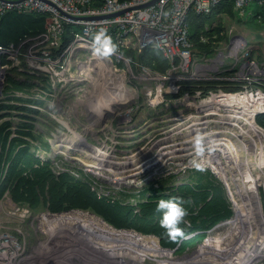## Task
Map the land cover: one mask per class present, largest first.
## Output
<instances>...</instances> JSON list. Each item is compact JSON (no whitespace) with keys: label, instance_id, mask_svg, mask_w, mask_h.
<instances>
[{"label":"built area","instance_id":"obj_1","mask_svg":"<svg viewBox=\"0 0 264 264\" xmlns=\"http://www.w3.org/2000/svg\"><path fill=\"white\" fill-rule=\"evenodd\" d=\"M150 1L0 0V16L10 11H17L25 14L46 13L50 17L45 31L34 36L25 37L17 45L14 43L0 44V114L14 111L21 116L25 113V118L21 117V119L27 123L34 124L36 117L32 113H37L38 109L42 110L40 104H43V101L52 98L49 103L51 105L50 110L54 108L53 115H57V112H66L71 115L75 109L74 100L87 99L91 90L93 91V96L96 97V94L101 92V82L107 79V75L100 67L98 71L93 65H90L92 62L99 60L92 52V37L103 28L118 46V52L109 59L99 61L110 64V68L113 69L115 74L123 73V63L127 64L129 60L125 55L127 41H134V49L137 52L149 46L157 48L170 62V67L164 74L154 71L158 73V79L169 80L170 94L167 97L177 94L180 89V82L185 80L216 84V89L209 90L204 95H202L201 90H197L192 96H189L188 92L179 96H189L188 98L193 100L198 98L195 106L200 101L218 94L239 95L248 93L252 97L260 99L257 104V111L253 115V120L260 129L264 130V124L257 123L255 119L258 115H264V64L259 63L251 56L247 39L243 35H231L230 32L229 34L224 32L225 36L216 42L212 53L206 54L194 52L193 44L188 37V10L192 9L196 13L206 15L221 0H155L148 6L140 7ZM252 2L264 9V0H234V9L242 16L244 7ZM116 13L119 14L113 15ZM66 25H74L76 27V30L71 32V38L67 42L64 41ZM201 40L206 41V38L201 37ZM139 66L144 71L149 69L140 64ZM91 74L95 79L93 82L86 79ZM9 78H16L23 83L26 82V85L20 89L13 88ZM97 81L99 82L98 86L95 85ZM231 85H238L239 90L225 91L222 88L223 86ZM110 86L106 87V89H110ZM157 93L162 94V86L157 90ZM67 100H70V102ZM60 101H62V106L58 110L56 103ZM155 102L157 103V101ZM7 104L20 106L24 110L1 108L2 105ZM119 114L118 111L115 114L112 112L111 116L116 118ZM10 117L5 115L0 121ZM180 117H184V115H180ZM213 118L214 116H209L208 119H205V124H203L209 136L213 134L212 127L215 125V122L212 121ZM104 119L98 118L100 122H103ZM63 121L66 120L60 117L59 123L65 126ZM177 121L174 125L175 129L178 128L181 118H177ZM106 125H97L92 127L91 130L87 125L85 129L80 131V133L84 134V141H82L83 152H76L86 159L92 158L93 152L90 150L91 147L90 149L88 147L87 134L91 133L96 136L100 130L105 132L107 130L105 128ZM11 129L14 130L12 126ZM163 132L165 133L164 137L171 139L172 129H166ZM162 139L154 141L149 148H140L135 152L123 155L121 159L114 154L117 150L115 148L110 160H98L104 167L102 170L103 175L98 176H106L109 179L107 183L117 185L114 192L101 193L112 200H119L122 203H135L134 194L138 195V191L151 179H154L146 178L144 170L134 174L129 169L134 159H139L142 154L146 158L151 157V163H160L158 166H163L164 168L170 165L180 166L182 164L180 158L185 156L183 155L184 150H181L177 142H167ZM29 140L33 142L32 139ZM158 144L167 145V148L165 150L157 148L151 151L152 155L150 156L148 150L153 145ZM100 148H103L102 145ZM172 149H175L176 153H167V151ZM107 151L110 153L108 149ZM36 155L39 156L38 154ZM125 157L126 159L124 160L123 158ZM40 158L45 159L41 155ZM72 161L82 164L84 166H81L83 172L72 167L56 169L51 162L52 169L55 173L67 170L70 174L80 179L91 175L86 174L87 171H92L82 162L83 160L73 158ZM185 168L187 167L169 170L154 180L160 178V176L164 177L163 175L178 174L183 172ZM114 175L118 178H112ZM150 183L158 187L154 182ZM127 189H133L134 192L129 193ZM46 211L52 212L48 208H46ZM68 211L71 210L65 212ZM206 239L204 238V241ZM202 244L199 243V246ZM44 245V243L40 244L41 249L45 247ZM189 250L191 248H187L185 251ZM70 254L71 250H68L55 256V259L58 258L61 264H67L61 262L62 257L67 258L68 262L73 261L79 264L80 261L77 259L82 257L77 256L75 253L77 259L69 260ZM236 263L238 264L239 262L237 261ZM51 264L57 263L52 262Z\"/></svg>","mask_w":264,"mask_h":264},{"label":"rangeland","instance_id":"obj_2","mask_svg":"<svg viewBox=\"0 0 264 264\" xmlns=\"http://www.w3.org/2000/svg\"><path fill=\"white\" fill-rule=\"evenodd\" d=\"M258 8L259 6L255 2H252L244 7V13L242 16L239 14H236V16L232 18L225 16L222 17L221 21L224 26L223 31L228 34L230 32L231 35H243L248 41V48L251 52V56L259 63L264 64V20H262L263 17H259V19L252 18V13ZM122 68V76L119 78L120 81H117L127 84L132 90H134L135 94L132 96V99H130V103H128V99H126L123 101L124 104L118 103L119 105L101 107L100 103L106 104L103 100L108 99L105 94L108 85L102 87L101 92L96 94V97L93 96V91L91 90L87 99L74 100L73 103L75 109L74 113L71 115H68L66 112H57V115H53L54 108L50 110L51 105L49 103L52 98L43 101V104H40L42 110L38 109L37 113H32L33 116L36 117L35 123L33 124V133L36 135V139H32V150L38 154L39 157L41 155L42 158L49 159L56 169L72 167L81 171V166L83 165L73 162V158L99 163L98 160H110L113 150L117 148L116 153L114 154L121 159L123 155L125 156L130 152H135L140 148H149L154 141L162 138L167 142H177L181 150H184V154H189L188 152L196 154V141L195 139L191 140V138H194L195 136L202 137V145L204 147L203 155L210 154L209 152L214 145L213 137H210L207 134V130L204 129L201 124L202 122H198L201 127H198V123L193 124L195 119H199L202 115L200 114L201 108L198 107L200 103L195 106L198 102V98L197 100L188 98L189 96H192L191 94H188V97H167V95L170 94V87H168L169 80L158 79V73L149 69L144 71L140 68L138 63H135V66L133 67L132 63L128 60L127 64L123 63ZM120 70L122 71V69ZM108 75V81H110L109 72ZM160 86H162L161 95L157 93ZM67 101L70 102V100ZM155 101H157V103ZM108 105H112V103L109 102ZM61 106L62 101L56 103V108L58 110L61 109ZM92 108L96 109L93 110V112L97 114L92 113ZM117 111L120 113L119 116L116 118L112 117V112L114 114ZM11 114L12 116L10 119L12 121V128L15 129L19 122H23V120L14 111L11 112ZM180 115H184V117H180ZM60 117L69 123L72 127V131H76L77 135H80V138H72L73 134L71 133L70 128L68 127L67 129L59 123ZM98 118L105 119L103 122H100ZM177 118H181V122L177 126L178 130L174 128V125L178 122ZM202 119L205 121V116L202 117ZM197 121L198 120H196V122ZM212 121L216 122V118H213ZM103 123L107 124L105 126L107 129L105 132L100 130L96 136L91 133L87 134L89 143L88 147L89 149L91 147L90 150L93 152V156H91L92 158L90 159H86L84 156H81L76 152H83L82 141H84V134H79V132L85 129L87 125L91 130L94 126L104 125ZM223 126L224 125L217 126L215 124L212 127L213 131H215L213 134H218L220 131H223ZM166 129H172L170 134L171 139L164 137L165 133L163 131ZM56 136L59 137V141H62V149L60 150L63 151L54 150L53 144H55L54 141ZM101 145L103 148H100ZM161 146V150L167 148V145L161 144ZM107 149L110 153H108ZM151 151H154L152 147L148 150L150 156L152 155ZM167 153L174 154L176 151L175 149H172L167 151ZM104 156H108L110 159H103ZM188 158H190V156ZM123 159L125 160L126 157ZM150 159L151 157L146 158L145 155L142 154L139 159H134V165L130 166L129 169L132 170L134 174H138L143 170H148L143 164L150 163ZM180 160L182 161V159ZM221 160L222 159L219 161ZM188 161L192 162V160ZM198 161L199 164L208 163V161L203 158H199ZM223 161L226 162L228 160L224 157ZM241 161V158L238 159V162ZM88 163L92 165L91 162ZM158 165H160V163H158ZM201 167L203 170H209L212 173V170L209 167L204 165H201ZM167 168L161 166L157 170L165 171ZM94 170L97 172L96 169ZM192 170L195 171L196 168L187 167L183 172L168 175L169 177L163 175L164 177L160 176V178H157L156 180L154 179L162 174L157 173V176L156 173L153 172L156 176H149V178L154 179H151L147 184H150V182H154L157 185L168 184L170 182L176 184L175 182L189 179V174H191ZM258 173L261 176V183H259L260 187L258 186V192L261 197L260 201L264 212V167L261 168ZM86 174H91L92 176L87 175L83 180H90V185L97 191L114 192L116 190L115 188L117 185H110L107 183L109 179L106 178V176L99 177L94 171H87ZM144 176L147 177V174L145 173ZM215 178L220 181V178L217 176H215ZM238 180V177H236V181ZM127 191L129 193L134 192L133 189H127ZM234 191H236L238 198L243 200V193L238 185H235ZM226 195L233 214L231 218L223 222H230L235 217L236 212L234 210V204L230 199L229 190L226 191ZM45 211L46 208L33 211L27 205L19 206L12 201L8 194H5L4 197L0 199V253H3L5 257H7L4 260H0V262L11 261L9 264H51L52 262H56L57 264H61L58 258L55 259V256L71 250V257H69V260H76L79 255L80 257H83V260L82 258H78L81 261L79 264H98L97 259H99L100 256L89 260L90 258L88 259L84 257L87 256L85 253H80L81 251L77 249L81 244H78L77 246L72 245L75 242L73 243L65 238L58 237L68 229H73L74 234L76 235L74 236L75 241L83 242L77 240L78 238H82L84 242H87L86 244H91L92 249L100 251L102 248V252L106 253L103 261H107V264H109V262L110 264H172L174 261L173 258L179 259H176L177 261L175 260L174 264H185L188 258H190L191 261H199L201 258H204L206 249L210 247V240H212L213 236L218 235L217 232L219 231V228L217 229V226L223 224V222H220L209 230L205 237L207 239L205 241L203 239L204 243L202 241L200 243H203L201 246L196 244L191 250L176 254L174 251L172 253L169 252L171 250L163 249L160 246L157 237L143 235L134 231L115 229L108 225L103 219L96 216L90 208H87V210H74L62 215ZM65 211L67 210L61 209V211L56 212ZM262 224H264L263 220ZM222 227L223 226H221L220 229L225 232V229H222ZM262 230L263 232H261V235L263 236L264 228ZM89 237H100V241L95 242L96 244L88 242L87 238ZM95 239L97 240V238ZM101 240L104 242L108 241L109 244H103L104 247H100ZM4 243L8 246L4 247ZM41 243L45 244L43 249L40 247ZM64 244L67 246L65 245V247ZM223 245L224 244H222V246ZM228 245L231 246V241H229ZM63 246L68 248L64 249L62 248ZM46 248H49V250L44 251L47 250ZM263 250L264 247L260 249L257 241H251L247 242L244 250L240 249L235 253V256L232 257L235 259V264H237V261L243 264H264ZM212 254L213 251L211 252V255ZM211 255L209 254L206 257H211ZM10 256L14 257L8 258ZM101 263L104 264L100 261L99 264Z\"/></svg>","mask_w":264,"mask_h":264},{"label":"trees","instance_id":"obj_3","mask_svg":"<svg viewBox=\"0 0 264 264\" xmlns=\"http://www.w3.org/2000/svg\"><path fill=\"white\" fill-rule=\"evenodd\" d=\"M236 14L238 13L234 9V0H221L206 15L189 9L188 37L193 44V51L212 53L216 42L225 36L222 17L232 18ZM259 17H263L262 20H264V9L261 7L252 13V18L259 19ZM49 20L50 17L46 13L7 12L0 16V44L14 43L17 45L23 38L45 31ZM65 28L64 41L67 42L76 27L66 25ZM201 37H205L206 41H202ZM125 55L133 67L135 63H138L162 74L170 67V62L159 49L149 46L137 52L132 40L127 41ZM98 66H102L106 71L107 79L100 85L101 88L106 87L109 77L107 65L97 60L95 68L97 69ZM89 77V81L95 80L92 74ZM9 81L16 89L26 85V82L23 83L16 78H9ZM109 85L111 86L107 91L110 94H113V90L120 93L121 89L125 88L115 87L111 80ZM222 88L225 91L239 90L238 85ZM212 89H216L215 83L185 80L180 82L178 93L171 96L179 97L185 92L192 95L197 90H201L204 95ZM132 96L130 92L126 97L128 103ZM103 102L108 105L110 100L104 99ZM1 108L24 110L20 106L8 104L2 105ZM5 115L12 116L11 112H6L0 114V119ZM25 116L24 113L20 117L25 118ZM256 122L264 124V115L256 116ZM11 126L10 118L0 121V199L8 194L15 204L27 205L33 211L42 208H48L52 212L61 211V209L87 210L90 208L96 216H100L108 225L117 230L157 236L162 248L172 250L176 254L183 253L187 248L195 247L203 241L209 230L232 217L233 212L224 185L209 170H203L204 172L192 170L189 179L176 184L170 182L158 185V187L153 186L152 183L147 184L138 191V195L134 194L135 203H122L105 196L92 188L89 180L76 178L67 170L55 173L51 161L41 159L32 150L29 139H36L32 131V123L21 121L14 130ZM172 197H182L187 202L184 207L189 213L185 218L188 224L181 225L188 235L179 243L171 242L164 235V230L159 226L160 214L155 211L159 200ZM71 211L53 214L62 215Z\"/></svg>","mask_w":264,"mask_h":264},{"label":"bare ground","instance_id":"obj_4","mask_svg":"<svg viewBox=\"0 0 264 264\" xmlns=\"http://www.w3.org/2000/svg\"><path fill=\"white\" fill-rule=\"evenodd\" d=\"M96 64H97V60L95 62H92L90 65H93L95 68ZM105 65H107L106 68L110 74V80L113 82V85L115 87L117 86V87H125V88H122L120 93H116L113 90V94L108 93L106 89L105 94L107 95L112 105L100 103V106L109 107L113 105H119L118 103L121 104L123 103V101L126 100V97L129 95L130 92L132 95H134L135 92L127 84H124L122 82L120 83L117 81V80L120 81L119 78L120 76H122V73L117 75L114 73L113 69L110 68V64L105 63ZM99 67L103 70L102 66H98L97 67L98 71H99ZM104 72L106 74V71ZM86 79L90 80V77L88 76ZM95 85L98 86L99 83H95ZM122 92H126V93H122ZM259 100L260 99L258 97L257 98L254 96L252 97V95L248 93H243L239 95L218 94L210 98H207L205 100H202L203 102H200L198 106L201 108L200 114L202 115L199 119H195V122L193 124L202 122L201 124L203 125L205 124L204 123L205 121L204 119H202V117L205 116V118H208L209 116H214V118H216L215 124L217 126L224 125L222 127L223 131L219 130L220 133L210 135V137H213L212 139L214 144L209 152L210 154L198 157L196 154H193L192 152L191 153L188 152L189 154H184L185 156L180 158L182 159L181 161L182 164L180 166L170 165L169 168L165 169V171L157 170L158 168L161 167L158 166V164H153L151 162L148 164L147 163L143 164L145 168L148 169L144 171L147 174L146 178H149V176H153L154 173H156L157 175V173L163 174L165 172H168L169 170L179 169L181 167H191L193 165L188 160H192V161L196 160L197 162H199L198 159L203 158L204 160L206 159L208 163H200V165L209 167L213 172H215V175L218 178L223 179V181L226 183L228 187V190L230 192V199L234 204V210L236 212L235 217L232 219V221L223 222V224L217 226V229L219 228V231L217 232L218 235L213 236L212 240H210L211 242L210 247L206 249V252L204 253V258H201L199 261H191L190 258L186 257L188 258V260L186 261L185 264H192L194 262H195L194 264H235L234 263L235 259L232 256H235V253L240 249L244 250V247H246L247 242L257 241L258 247L260 249L264 247V234L263 236L261 235V232H263L262 229L264 228V224H262V220L264 221V212L262 208L263 206L261 205V201H260V195L258 192L259 191L258 186L259 183H261V176L258 173V171L264 166V130L260 129L253 120V115L257 111V104ZM94 108H92V113L97 114L93 112V110H96ZM196 120L198 121L196 122ZM63 123L67 127V129L68 127L70 128V131L73 134L72 138H80V135H77L76 131H72V127L69 125L68 122L63 121ZM199 123H198L199 125L198 127H201ZM79 134L82 133L79 132ZM197 138L198 137L195 136L194 138H191V140L195 139L196 141ZM54 143H55L53 144L54 150L62 149L61 146L62 141H59L58 136L55 137ZM152 148L154 150L157 148L161 149L162 146L161 144H158V145H153ZM189 156L190 158H188ZM224 157L228 161L224 162L223 161ZM240 158L242 161L238 162V159ZM103 159H110V158L108 156H104ZM220 159L222 160L219 161ZM82 162L87 166L89 170L94 171L95 174L99 176L103 175L102 170L104 167L101 162L99 163H94L93 161H82ZM88 162H91L93 166ZM133 165L134 163H132L130 166ZM94 169H96L97 172H95ZM227 169L230 171H228ZM236 177H238L239 179L238 181H236ZM112 178L117 179L118 177L114 175ZM235 185H238L239 188L241 189L243 193V200L238 198L236 191H234ZM221 226H223L222 229H225V232L220 229ZM219 235L222 237H220ZM74 236H76L74 234V230L68 229L58 237L65 238L66 240H70L73 243L75 242L72 245L77 246L78 244H81L80 247L78 246V249L86 253L87 256L84 257H87L88 259L90 258L89 260L93 259L94 257L100 256V258L97 259V262L99 263L101 261L104 264H107V261H103L106 253L102 252V248L100 249V251H98L97 249H92L91 244H86L87 242H84L82 238H78L77 240H81L83 242L75 241ZM95 238H97V240ZM87 239L88 242H93V243L100 241V237H89ZM229 241H231V246L228 245ZM103 242L104 241L101 240V245H99L100 247H102L103 244L104 245L109 244L108 241H105L104 243ZM222 244L224 245L222 246ZM65 245L66 244H64V246ZM5 246L7 245L5 244L4 247ZM64 246L62 248L64 249L68 248V247L65 248L67 245L65 247ZM46 249L47 250L44 251L49 250V248ZM212 251L213 254L211 255ZM169 252L173 253L172 250ZM209 254L211 255V257H206ZM13 257L14 256H10L8 258H13ZM6 258L7 257H5L3 253L2 254L0 253V260H4ZM176 259L177 258H173L174 261L172 262V264H174ZM10 262L11 261L0 262V264H9ZM61 262L76 264L73 261L68 262V259L63 257L61 259Z\"/></svg>","mask_w":264,"mask_h":264},{"label":"clouds","instance_id":"obj_5","mask_svg":"<svg viewBox=\"0 0 264 264\" xmlns=\"http://www.w3.org/2000/svg\"><path fill=\"white\" fill-rule=\"evenodd\" d=\"M92 52L99 60H106L111 58L118 52V46L113 42L111 36L107 31L101 28L92 37ZM196 155L203 156L204 147L202 139H196ZM192 165L196 170L203 171L201 165L193 160ZM187 203L182 197H172L170 199H161L156 205L155 211L160 214L159 226L164 230V235L173 243H179L181 240L187 238L184 228L181 225L188 224L185 219L189 213L184 207ZM157 237V236H156Z\"/></svg>","mask_w":264,"mask_h":264},{"label":"water","instance_id":"obj_6","mask_svg":"<svg viewBox=\"0 0 264 264\" xmlns=\"http://www.w3.org/2000/svg\"><path fill=\"white\" fill-rule=\"evenodd\" d=\"M154 1H155V0H151V1L148 2V3L141 5L140 7L148 6V5L152 4ZM122 12H124V11H122ZM122 12H119V13H122ZM119 13H116V14H113V15H117V14H119ZM212 173L215 175V172L212 171ZM215 176H216V175H215ZM220 181L223 183V185H224V187L226 188V191H227L228 188H227L226 183L223 181V179H220ZM69 210H74V208L69 209ZM97 216H98V215H97ZM99 217H100V216H99ZM100 218H101V217H100ZM101 219H103V218H101ZM103 220H104V219H103ZM130 230H132V229H130ZM157 238H158V237H157ZM158 240H159V238H158Z\"/></svg>","mask_w":264,"mask_h":264}]
</instances>
